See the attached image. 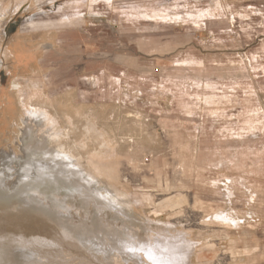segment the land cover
Returning <instances> with one entry per match:
<instances>
[{
	"label": "rangeland",
	"instance_id": "1",
	"mask_svg": "<svg viewBox=\"0 0 264 264\" xmlns=\"http://www.w3.org/2000/svg\"><path fill=\"white\" fill-rule=\"evenodd\" d=\"M0 10V213L10 214L0 232L30 235L0 238V264L36 261L61 240L63 222L60 233L44 228L32 207L76 225L123 223L69 178L61 194L45 186L55 168L36 182L15 161L1 171L2 153L25 156L23 136L79 159L93 190L133 217L136 238L147 237L143 224L188 231L189 264H264V0H0ZM17 87L33 91L39 123ZM218 209L239 225L211 218ZM98 229L75 234L81 250L112 241ZM116 254L112 264H140Z\"/></svg>",
	"mask_w": 264,
	"mask_h": 264
},
{
	"label": "bare ground",
	"instance_id": "2",
	"mask_svg": "<svg viewBox=\"0 0 264 264\" xmlns=\"http://www.w3.org/2000/svg\"><path fill=\"white\" fill-rule=\"evenodd\" d=\"M19 5L20 3H17L16 7H18ZM3 15L4 12L0 10V17H2ZM0 40H1V34H0ZM17 89L19 92L18 98L22 102L24 110H26V112H28L29 115L34 114L32 116L33 119L31 121L34 120V122H36V117L40 115H44L45 111H42L41 108H37L35 106L36 104L33 105L32 103L28 102L29 99H31V96L33 95V91L31 90L28 91L29 88L22 89L20 87L19 88L17 87ZM38 98L40 97L38 96ZM43 103L45 104V102ZM43 117H47V116H43ZM36 123L39 122L37 121ZM27 126L30 127V125ZM21 141L23 142V144L27 143L26 146H22V150L25 152L24 153L25 156L17 159L14 156L10 157L8 154L2 153L1 171L5 172L12 170L13 168L10 165L15 161V163L18 166V174L25 175L28 177L29 172L33 169L36 172L34 174L35 182H36L37 180L42 179L47 172L49 173L51 168L52 169L55 168L56 173L50 172V174L54 176V179H56L57 182L44 181L45 186H48L50 188L53 187L54 190L58 189L59 187L62 188L61 182H65L67 181V178H69L72 180L71 182L78 183V185L76 186H80L83 193L93 197L95 200L98 201V203L100 204L105 203L106 205L112 206L114 211L116 212L114 217L116 219L122 220L123 222L121 223L122 224L121 226L117 224L113 225L110 222L107 223L103 221L102 223L100 221V218L99 220H95L94 217L93 219L91 218L92 224L85 222L84 225H76L72 221H69L70 218H72L71 216L68 220V215H70L69 213L66 214L65 212L64 213L56 212L57 214H54L52 213L54 209L53 207H49V206L46 207L45 205L43 206L39 203V205L41 206L35 208L32 207V210L41 213L44 218L48 219L49 222L44 224L43 227L48 228L49 230L50 229L55 230L57 233H60L55 228L56 227L55 224L57 223L58 220L59 222H63L65 231L64 233H62L61 240H58L57 241L58 243L54 247L51 248L45 247L44 250H37L36 261H33L34 263L30 261H26L25 262L26 264H112L111 260L114 257H118L116 252L120 254H125L123 258L126 261H128L129 259H133L134 257L135 259L136 257H138V261H139L138 263L140 264H189V258L193 251V247L196 243L190 238L191 233L189 234L188 231H183V230L174 231V232H170V231L163 232V229L165 228L164 226H162L164 227L163 229L158 227V229H156L155 232L151 233L149 231L150 228H148L145 224H143L142 229L148 235L147 237L145 236L146 237L145 239L136 238V236L134 235L135 230L133 229V226L135 225V221L133 220V217L127 216L126 215L127 213L126 214L122 213L121 216L118 208L115 206V204L112 203L111 200H108V198H105L102 195L99 196L100 194H98L95 190H93L92 186H94V184L89 181L90 177L92 178V175L88 172L89 170L88 171L85 170L84 171L85 173H83L82 170H80L77 167L79 166V164L77 163L79 159L75 162L74 160L75 156L68 153L64 149H57L58 157H54L52 151H46L43 148L44 144L42 142H44V140H42V142L38 144L37 142L34 143L31 137L28 138V136H23ZM47 141H49V138H47L46 142ZM36 154L37 156H35ZM34 166L37 168H35ZM46 169L48 171H45ZM86 173L88 174V176H86L87 175ZM56 175L57 177L55 178ZM22 182H23L22 180H19L15 185V189H13L9 195L13 196L15 192L20 191L19 188ZM35 182H33V184H35ZM1 191L2 189L0 188V192ZM62 192L63 190L58 189L57 194H61ZM47 193L49 194L50 192ZM227 193L228 194L231 193L229 187H227ZM60 200L62 201L61 198L56 199V201H58V205L62 207L63 204H61ZM136 200L138 201V199ZM34 203L37 204L36 201ZM0 210L1 211L5 210L4 203L2 202H0ZM86 213L89 214L87 209H86ZM210 215L211 218H215L216 220H218L219 223H222L227 227L230 225L233 226L239 225V218L233 216L230 212L218 209L216 211H213ZM5 216H10V214L9 213L5 214L1 212L0 221H3L4 218H6ZM126 218L128 219V223H126L127 221ZM43 223H45V221H42L36 217L31 218L32 225L38 224L37 227H40ZM93 225L99 226L98 232L107 233L112 239V241H109V239L106 236H101L96 246L84 245L83 249L81 250L78 244L75 243L76 240L75 234H77L79 238H81V235H83L85 239H87L88 237H92L95 239ZM4 226L5 225H0V228H3ZM108 226L115 227L117 229L112 230ZM118 227H122L125 229L121 230L118 229ZM154 234H156V236H154ZM18 236H20L25 240H28L30 235L24 237V233H20ZM0 238L11 239L8 236H3V231L0 232ZM21 238H12L10 241L19 240L18 242L20 241L22 242L23 239ZM35 238H37V235L32 237V239ZM118 243L121 244L124 243L127 249L124 250L120 249V247L117 246ZM31 244H32L31 249L34 252L35 247L32 242ZM48 244H50V241H41L39 243V245L41 246H45ZM4 256L7 257V252L4 253ZM145 257L148 259L147 261L144 260ZM17 264H22V263H17Z\"/></svg>",
	"mask_w": 264,
	"mask_h": 264
}]
</instances>
